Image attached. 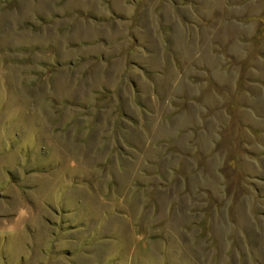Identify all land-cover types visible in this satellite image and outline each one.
Listing matches in <instances>:
<instances>
[{"label": "rangeland", "instance_id": "rangeland-1", "mask_svg": "<svg viewBox=\"0 0 264 264\" xmlns=\"http://www.w3.org/2000/svg\"><path fill=\"white\" fill-rule=\"evenodd\" d=\"M0 264H264V0H0Z\"/></svg>", "mask_w": 264, "mask_h": 264}]
</instances>
